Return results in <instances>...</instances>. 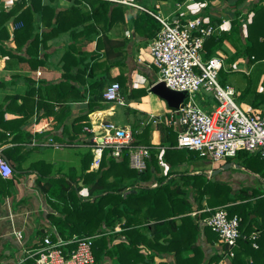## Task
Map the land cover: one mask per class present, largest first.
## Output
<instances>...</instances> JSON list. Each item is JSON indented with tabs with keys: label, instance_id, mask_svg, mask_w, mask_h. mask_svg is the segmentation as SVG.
Masks as SVG:
<instances>
[{
	"label": "crops",
	"instance_id": "1",
	"mask_svg": "<svg viewBox=\"0 0 264 264\" xmlns=\"http://www.w3.org/2000/svg\"><path fill=\"white\" fill-rule=\"evenodd\" d=\"M47 1L46 3H48ZM253 1L257 2L258 0H247L248 7L253 4ZM150 2L165 16L174 20L178 19L177 16L181 17L186 13L192 15L204 13L201 4L190 0L177 1V10L175 8L174 12L170 10L172 7L170 1L150 0ZM219 2L220 0H216L215 3L218 4L214 5L210 15L228 20L227 31L230 30L232 23L231 14L233 11L228 10L231 2L223 5ZM54 3L58 9L64 10L71 5L72 1L59 0ZM4 4H6V0H3L1 6L11 7ZM136 14L137 11L124 9V16L116 15L113 18L111 28L106 29L107 36L113 40V53L122 52L123 54L122 57H113L109 61L111 62L110 80L112 79V82L120 80L121 97L125 101L123 105L116 102H105L103 96L101 105H96L95 111H88L90 99L89 91H86L88 87L86 85V70L79 69L82 66L75 64L72 58L69 60L73 64H66L65 62L64 65L63 61L65 52L70 49L72 44L69 35L70 30L51 37L49 40L50 46L46 49V52L49 53L48 64L33 68L17 57H11L8 54L0 57V132L3 134L0 136V151L4 153L14 169L12 177L0 178L1 264H19L20 260L26 257V250L37 253L44 246L43 239L45 236L49 235L52 241L55 236L60 237L58 224L50 216L63 217L61 210L64 203L60 198L58 199L51 194L49 184L54 181L55 177H57L55 178L57 181L59 179L72 181L68 179V176H70L69 172L74 169L77 170L78 174L82 173L83 165L86 164V152L90 150L91 143L88 144V142L92 141L96 133L101 132L99 129L101 123L109 122L117 126L128 127L135 137L142 134L145 128L149 129L148 142L155 146H159L165 137L164 126L166 124H154L153 120L159 119L165 114L169 107L167 102L160 97L162 99V102H158L160 112H153L155 114L149 115L145 113L144 108L140 107L142 99L145 97H131V90L137 88H145L151 95L150 88L158 82L157 75L159 73L157 70L155 75L152 71L156 65L151 63L148 53L149 45L157 33L151 38L143 32L142 28L136 29L133 21ZM252 17L253 12L249 13L248 20L243 24L241 31L244 36L248 33L247 24L252 20ZM100 24H104L103 19ZM8 29L10 33H13V21L9 22ZM78 41L76 48L81 52H92L96 47V41H86L85 36H80ZM122 41L124 45L120 44ZM225 42V44L233 46L231 41L226 40ZM6 46L8 50L21 54L15 50L16 43L13 40L7 41ZM103 52L104 50L101 51V53ZM75 54L77 55V53ZM156 68L158 67L156 66ZM79 70H81L80 73ZM139 71L152 75V82L148 83L146 79L139 81L141 79ZM154 81L155 83H153ZM32 82L35 83V94L29 95L28 86ZM112 82L109 81L104 86L102 93ZM119 107L130 109L127 111L129 113L127 117H117ZM256 108L264 110V103L261 106H256ZM86 114H88V121ZM157 114L161 115L157 116ZM86 125L91 127V131L85 130ZM7 151L11 153L12 157L8 156ZM203 158L209 159L207 163L210 164V167L205 164ZM203 158L184 165L188 167V171L205 172L212 180H215L217 175L215 172L222 167L224 162L212 161L208 157ZM182 166L176 169L182 171ZM160 167L161 169L155 170L150 179L143 181L144 185L154 187L161 183L160 177L167 173L169 166L166 164L165 166L160 165ZM224 171L223 174L226 173V170ZM40 174L45 175L40 178ZM256 177L258 176L256 175ZM80 185H84L83 178L80 180ZM235 189H238L237 191L248 189L250 193L254 190L264 192V181L262 178L259 180L251 178L248 188L238 186ZM80 196L86 199V188H83ZM263 196L262 194L255 197L252 202H256L257 198ZM260 204L262 206L261 211L264 212V201ZM208 209L211 208L208 206L199 208L198 202H195L192 212L189 213L193 223L199 226L196 243L201 250L197 254L195 252L189 253L190 260L182 258L180 255L176 257L174 251H164V249L159 251L146 243L137 242L135 248L130 250L127 248L129 243L126 237L127 229L118 223L113 231L106 234L110 252L107 253L104 250L97 260L95 258V264H197L199 260V264H209V262L210 264H233L232 258L223 251L226 245L222 244L205 224V219L211 213ZM261 211L252 212L248 221L241 228L240 239L246 242H250L251 235L258 232L256 241L258 247L251 244L254 249L264 248V217L260 214ZM123 222L125 223V219ZM186 225L190 226L188 222ZM149 227L148 219L136 226L138 230L146 234L148 239L154 242L155 234ZM19 231L22 233L21 238L17 237ZM165 241L164 237L159 240L160 244H164ZM184 244L183 242L182 245ZM70 246L65 247V250L71 248ZM235 248L242 251L244 246L242 243H238ZM98 250L97 243L96 251ZM194 254L195 257H193ZM222 254V258L217 261L216 256ZM151 256L153 258H150ZM243 256V260L237 264H251L253 262V256L250 254ZM150 259L151 261H149Z\"/></svg>",
	"mask_w": 264,
	"mask_h": 264
},
{
	"label": "trees",
	"instance_id": "2",
	"mask_svg": "<svg viewBox=\"0 0 264 264\" xmlns=\"http://www.w3.org/2000/svg\"><path fill=\"white\" fill-rule=\"evenodd\" d=\"M56 1L59 0H48V3L46 0H16L11 7H2L3 0H0V57L5 54L17 57L33 68L48 64L49 53L46 52V49L50 46L49 40L51 37L70 30L69 35L72 44L70 49L65 52L64 65L65 62L66 64H73L69 60L72 58L75 64L82 66L79 69L86 70V85H88L86 91H89L90 99L88 111H95L96 105H101V101H103L105 91L102 93V90L104 86L109 81L112 82L109 75L111 65L109 61L113 57L118 58L123 55L122 52L113 53V40L107 36L106 29L111 28L113 18L116 15L124 16L125 8L120 4L106 0H70L72 1L71 5L60 10L54 3ZM194 1L204 8V13L199 15L210 17L214 24L222 21L221 18L210 15L216 0ZM222 1L231 2L228 7L230 12L233 11L231 28L221 32V34L216 33L206 41L207 56L210 57L221 50L222 47H225V40H229L236 47L235 52L229 57L232 62L239 59L246 60L248 64L257 61L263 62L264 0L253 1L249 7L246 4L247 0H220V2ZM251 12H253V17L247 24L248 33L244 36L241 30ZM196 15L190 14V17ZM177 17L182 18V16ZM102 19L104 24L101 25ZM12 20L14 30L13 33H10L8 24ZM133 21L136 29L142 28L143 32L151 38L161 29L160 22L147 13L137 12ZM80 36H85L86 41L89 42L96 41V47L92 52H81L76 48ZM10 39L16 43L15 50L21 54L7 49L6 42ZM120 44L124 45V42L122 41ZM102 50H104L103 53H101ZM80 72L81 70H79ZM117 82L121 85L120 80ZM34 84L32 82L28 86L29 95L35 94ZM255 87L256 85L254 87L248 85V92H255ZM146 93L145 88L132 89L131 97ZM79 94L81 95L80 91ZM257 95L258 98H255L252 104L261 106L264 103V91L258 92ZM86 120L88 121V114H86ZM86 126L90 127L89 125ZM164 128L165 137L159 144L163 149H152L146 170L133 169L126 152L119 158L112 156L111 148L104 149L99 169L90 170L93 161V154L90 149L86 152V164L83 165L82 173L78 174L77 170L74 169L69 172V175L74 178L68 176V179L72 181L63 179L57 181L55 180L57 177L51 181L49 184L51 194L58 199L60 198L64 203L61 210L63 217L50 216L58 224V233L61 238L69 240L75 234L77 236L99 235L95 239L93 248L97 260L104 250L107 253L110 252L106 234L113 231L115 226L120 223L122 227L127 229L126 237L129 241L127 248L130 250L135 248L137 242H140L159 251L161 249L174 251L176 257L180 255L182 258L190 260L189 253L201 252L196 243L199 226L193 223V219L189 216L195 202H198L199 208L208 206L213 210L224 206L230 215L238 214L242 218L240 230L252 212L261 211L260 203L264 201V196L257 198L256 202H252V200L259 195H264V192L254 190L250 193L248 189H240L234 192L226 183L212 180L205 172L177 170V167L190 164L195 160H201L203 156L195 150L177 148L176 131L166 125ZM148 132L149 129L145 128L142 134L134 136V144L150 145L147 137ZM2 135L0 132V136ZM89 143L91 142L89 141ZM161 151H163L162 158L169 166V170L160 177L161 183L159 185L154 187L144 185L143 181L150 179L155 170L161 169L157 156ZM7 154L12 157L9 151ZM242 155H245V162L248 161V163L246 162L247 167L253 168V165L264 170V157L261 154L241 151L235 157H242ZM235 157L229 158L224 164L231 162ZM17 169L20 170L19 167ZM44 175L40 174L39 177ZM82 178L84 179L83 186L86 187L80 185ZM83 188H86V199L80 196ZM260 214L264 217L263 211ZM123 219H125V223ZM147 219L150 224L149 228L155 234L154 242L148 239L144 232L136 228L138 224L144 223ZM187 222L190 224L189 227L186 225ZM208 229L219 238L218 234L212 231L210 227ZM168 235L169 238H167ZM163 237L166 241L164 244H160L159 240ZM57 239L55 236L53 241ZM249 241L239 239L238 243H242L244 249L240 251L235 248V255L231 259L233 264L240 263L244 254L253 256L251 264H264V248L259 246V249H254L251 245L253 241L251 239ZM183 242L184 245H182ZM97 243L98 251H96ZM223 251L226 254L227 245L224 246ZM222 256L223 254L217 255V261ZM25 264H34V258L26 261Z\"/></svg>",
	"mask_w": 264,
	"mask_h": 264
},
{
	"label": "built area",
	"instance_id": "3",
	"mask_svg": "<svg viewBox=\"0 0 264 264\" xmlns=\"http://www.w3.org/2000/svg\"><path fill=\"white\" fill-rule=\"evenodd\" d=\"M106 1L120 4L128 10L147 13L161 24L157 36L149 45L153 64L159 68L157 81L164 82L171 90L184 93L185 98L180 108L170 109L159 119H154L153 123H164L177 132V148L195 150L212 161L225 162L241 151L264 157V110L252 106L248 111L244 110L234 98V87L229 84L223 86L218 81L225 56L220 52L207 56L206 41L216 33L226 31L228 20L222 19L214 24L208 16L197 14L190 17V13L174 20L142 4L141 0ZM103 96L105 102L125 104L118 82L108 85ZM208 97L213 103H208ZM99 129L101 132L94 135L90 144L93 154L90 170L99 169L105 148H111V154L116 158L126 152L130 166L138 171L146 170L152 149H163L151 144H134L133 132L128 127L106 122L101 123ZM85 130L91 131V127L86 126ZM162 152L157 156L159 164L165 166ZM13 171L11 162L0 154V176L10 178ZM208 210L211 213L205 224L218 234L222 244L228 246L227 256L234 257V248L241 238L242 218L238 214L230 215L224 206ZM17 237H22L20 231ZM98 237L97 234L74 236L69 240L59 237L52 241L47 235L38 254L26 250V257L19 264L33 258L34 264H94L93 248ZM257 238L258 232L250 237L254 247H258ZM67 246L71 248L65 250Z\"/></svg>",
	"mask_w": 264,
	"mask_h": 264
},
{
	"label": "rangeland",
	"instance_id": "4",
	"mask_svg": "<svg viewBox=\"0 0 264 264\" xmlns=\"http://www.w3.org/2000/svg\"><path fill=\"white\" fill-rule=\"evenodd\" d=\"M15 1L16 0H6V4H4V5L5 6H12ZM167 1H170V5L172 6V7H170L171 12L172 11L174 12L175 8H176L175 10H177L176 2L178 0H167ZM183 1H186V0H183ZM193 2L197 3L196 1H193ZM141 3L146 5V6L151 7V9L156 11V12H161L164 15V13L161 10H158L157 7L155 8L153 6V4L150 2V0H141ZM219 3L222 5L227 4L225 1H222ZM216 4H218V3H216ZM226 11H228V10H226ZM12 21H10V22H12ZM227 41H229V40H227ZM235 49H236L235 46H231V44H225V47H222V49L218 51V52L222 53L226 58V60L224 61L223 68L218 75V81L223 86H225L227 84L232 85L234 87V89L236 90V95L234 97L236 102L238 104H240L244 108V110L248 111V109L251 106L256 107L255 105L252 104V101H254L255 98H258L257 93L264 91V61L263 62L257 61V62H253V63L248 64L246 62V60L239 59L235 62H232L231 60H229V57L231 56V54L233 52H235ZM228 50H229V52H228ZM148 53L150 56V61H151V63H153L152 56L150 54L149 49H148ZM157 70L159 71V69L156 68V66L152 68V71L154 72L155 75H156ZM140 76H141V79H139V81L146 79L148 81V83L152 82L151 81L152 75L141 71ZM248 85H250L251 87L252 86L254 87V85H256L255 92L249 93L248 92ZM140 97H145L142 99V102L140 105L141 108H144L145 113H148L149 115H151L153 112H156V113L160 112L158 109L160 104L158 102H160L162 99L158 95L153 94L152 92L150 95L147 92L146 94H143ZM163 102H164V100H163ZM208 103L209 104L213 103L211 101L210 97H208ZM119 108L120 109L117 111V117L118 118L127 117L129 114V113H127V111L130 109L127 107L126 108L125 107H119ZM169 110H170V107L167 108L166 112H168ZM153 114H155V113H153ZM161 114H157V116H159ZM243 152H247V151H243ZM244 157H245V155H242V157L239 156V157L233 158L231 162L234 164V166L227 169L226 173H224V174H223V172L217 174L215 176V180L219 179V181L226 183L228 186H230L232 188V190L234 192H236L238 190V189H235L238 186H245L246 188H248V183L250 182L251 178H255V180L256 179L259 180L260 178H262V180L264 181V174H263L264 170L263 169L261 170L255 166H253V165H252L253 168H251L249 166L247 167L248 161H246L247 162L246 163ZM203 159H205V161H204L205 164L210 167V164L207 163V162H209V159H207V158H203ZM236 165H238L239 167H237ZM181 168H182L181 170H183V171L188 170V167L185 165H183ZM256 175L259 178L256 177Z\"/></svg>",
	"mask_w": 264,
	"mask_h": 264
},
{
	"label": "water",
	"instance_id": "5",
	"mask_svg": "<svg viewBox=\"0 0 264 264\" xmlns=\"http://www.w3.org/2000/svg\"><path fill=\"white\" fill-rule=\"evenodd\" d=\"M150 91L152 93L158 95L162 99H164L170 108L178 109L183 105V100L185 98V94L182 92H178V91H174V90L169 89L165 85V83L162 81L156 82L155 84H153L150 88ZM0 154H2L7 159V157L4 155V153L2 151H0ZM232 166H233L232 162H228L227 164H225L221 168H218L216 170L215 174L221 173L224 170L231 168ZM236 166L239 167L238 165H236Z\"/></svg>",
	"mask_w": 264,
	"mask_h": 264
}]
</instances>
